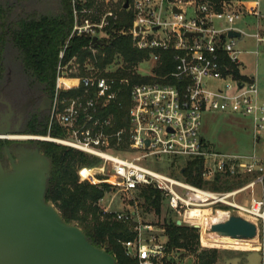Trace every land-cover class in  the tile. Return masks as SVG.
I'll list each match as a JSON object with an SVG mask.
<instances>
[{
	"label": "built area",
	"instance_id": "obj_1",
	"mask_svg": "<svg viewBox=\"0 0 264 264\" xmlns=\"http://www.w3.org/2000/svg\"><path fill=\"white\" fill-rule=\"evenodd\" d=\"M166 2L169 15L168 9H164ZM70 6L72 30L59 53L48 124L50 131L57 123L66 136L57 138L48 133L22 137L52 141L101 160L106 167L102 175L88 176L87 167L80 168L78 175L81 181L93 184L107 182L129 199V210L115 212L114 218L132 225L134 236L122 245L125 254L138 264H157L167 256L165 227L143 220L135 200L144 187L160 191L168 208L182 218V224L198 225L200 230L205 225L211 230L210 221L202 224L195 216L204 210H210L211 214L222 212L226 220L235 215L253 222L258 240L264 234V99L255 77L242 78L230 69L229 65H235L239 70L242 51L237 49L238 38L228 33L237 31L242 36L244 31L235 24L247 15L261 17L260 0H70ZM189 10L192 16H187ZM124 12L131 16L132 23L127 28H117ZM115 34L131 36L133 46L139 50H173L175 62L174 69L159 81L132 86L129 125L118 130L113 129L112 115L101 113L121 93L116 80L73 75L67 72L72 60L63 63L71 38L88 37L94 51L93 38L102 42ZM253 37L264 42V34L256 33ZM159 58L160 54H151L150 60L156 66ZM239 74L242 76L240 70ZM119 83L128 82L121 79ZM81 86L82 94L60 97L61 91ZM208 110L249 116L251 152L223 153L209 149L200 133L202 114ZM132 152L135 153L131 158L125 157ZM167 155L201 159V177L206 182L220 176L241 185L213 191L142 164L148 157ZM104 175L107 176L100 179ZM245 192H249L247 199ZM103 201L104 198L98 202L100 208ZM102 210L110 212L109 207Z\"/></svg>",
	"mask_w": 264,
	"mask_h": 264
},
{
	"label": "trees",
	"instance_id": "obj_2",
	"mask_svg": "<svg viewBox=\"0 0 264 264\" xmlns=\"http://www.w3.org/2000/svg\"><path fill=\"white\" fill-rule=\"evenodd\" d=\"M54 2V3H53ZM52 10L45 23L36 25V18H24L20 26L18 40L21 41L24 69L31 76L34 84L48 90L52 97L55 95L59 53L66 44L73 24L70 0H53ZM9 3V2H8ZM15 7V2L11 3ZM21 5V3H18ZM4 6L7 7V4ZM15 11V9L13 10ZM33 21V22H32ZM32 22V24H31ZM131 16L123 13V19L117 28L129 27ZM151 54H160L159 61L153 69L156 75H141L137 68L151 58ZM173 50L159 52L158 50H139L133 46L132 38L128 35H112L102 40L93 50L90 49L88 37H73L65 50L63 63L72 59L78 64L79 76L94 75L114 78L121 93L115 103L101 110L103 115H112L114 130L127 128L128 111L131 107V88L135 84L159 81L174 69ZM122 61L121 68L113 72L107 68L115 61ZM230 69L242 78L235 65ZM75 75V74H73ZM126 79L127 84H120ZM83 93V87L76 90L61 91V98L75 97ZM93 95V94H92ZM49 116L44 123L38 124L36 119L30 120L24 132L63 138L66 131L57 123L51 130L48 128ZM32 147H38L51 161V176L47 182L46 199L59 210L63 219L68 223L78 225L86 234L89 241L96 247L104 248L115 258V264H138L136 259L125 254L122 242L133 238L134 233L130 223L117 221L114 213L103 212L98 202L110 192L113 187L107 182L93 184L88 180H80L78 170L83 167L91 168L101 160L98 157L85 154L76 149L53 142H27ZM3 143L0 140V150ZM176 166V167H175ZM175 169L171 174L198 187L209 188L213 191L230 190L239 183L226 177L217 176L215 180L206 182L201 177L203 161L199 158H186L184 163L171 164ZM100 179H103L100 177ZM141 203L144 212L153 210L158 215L164 203L160 191L152 187L141 188L135 197ZM132 203V202H131ZM168 213H173L168 208ZM163 226L167 237V256L157 264H176L169 254L174 250H184L195 257V264H217L220 252L216 248H202L200 244V229L186 224H177V220L169 214L164 218Z\"/></svg>",
	"mask_w": 264,
	"mask_h": 264
},
{
	"label": "water",
	"instance_id": "obj_3",
	"mask_svg": "<svg viewBox=\"0 0 264 264\" xmlns=\"http://www.w3.org/2000/svg\"><path fill=\"white\" fill-rule=\"evenodd\" d=\"M228 35L241 36L237 31ZM91 43L96 47L101 41L93 38ZM12 137L10 130L0 129L2 153L8 159L5 167L0 162V264H115L112 255L94 246L82 228L66 222L47 201L50 159L23 142L12 150L7 145ZM211 231L246 240L257 236L253 222L235 215L212 224Z\"/></svg>",
	"mask_w": 264,
	"mask_h": 264
},
{
	"label": "rangeland",
	"instance_id": "obj_4",
	"mask_svg": "<svg viewBox=\"0 0 264 264\" xmlns=\"http://www.w3.org/2000/svg\"><path fill=\"white\" fill-rule=\"evenodd\" d=\"M8 2H15V12H40L50 14V11L52 10L51 6L53 0H0V3ZM18 3H21V5H19ZM165 8L168 9L169 15V3H165L164 9ZM260 12L261 17L256 18L244 16L241 21L235 24V26L241 28L244 31L242 36L237 39V49L242 51L239 55V60L241 61V64L239 65L240 73L245 76L255 77L257 79L261 95H264V42H257L256 38L253 37V34L256 33H260L262 35L264 34V0H260ZM187 16H192L191 10H189ZM218 25H221V23H219ZM72 62L73 63L69 64L67 72H71L73 74L79 73V69L76 68V61L72 59ZM121 66L122 61L120 59H117L114 65L107 68V71L113 72L118 68H121ZM154 67V62L152 60H149L140 64L137 68V71L141 75L151 76L154 74ZM200 133L205 139V142L208 145L209 149H213L218 152L247 154L251 152L253 147L252 121L251 118L247 115L234 113H220L211 110L205 111L202 114ZM31 135L46 136L47 134L42 135L27 133L21 136ZM20 141L29 142L33 140H26L25 138H22ZM34 141L52 142L45 140ZM134 153L135 152H132V154H129L125 157L131 158ZM185 159L186 158L184 157H173L168 155L161 157L153 156L143 160L142 164L157 171H161L164 173H172L175 170L171 167L173 161L184 163ZM105 169L106 167L100 161L95 166L89 168L86 171V174L90 177L91 174L102 175L105 172ZM106 176L107 175H104L101 178H104ZM233 182L239 183V185L237 184L232 189L237 188L241 185L240 182L236 180H233ZM259 195L260 190L259 187H257L256 196L259 197ZM248 196L249 192H245V199H247ZM105 207H109V211L111 213L126 212L131 207V204L129 202V199L125 195L118 192L117 189H112L105 195L104 201L101 203V209ZM138 207L142 219L157 226H163L164 218L168 214L177 221L182 219L174 212L168 213L169 210L166 202L162 204L161 213L159 215L153 210H150L147 213L144 212V207L141 206V203L138 204ZM214 215L217 216V214ZM203 227L204 228L200 230L201 247L216 248L219 250L220 259L217 264H264V234L261 235L260 238L257 240L259 245H261V250L259 248L257 250H254L252 247L242 249L238 246L230 247V245L225 242H213L211 244L207 243L205 240H203L205 236L204 233L206 232L209 234L212 231L208 230L205 225H203ZM169 258H171L176 264H195V257L186 253L184 250H174L169 254Z\"/></svg>",
	"mask_w": 264,
	"mask_h": 264
},
{
	"label": "flooded vegetation",
	"instance_id": "obj_5",
	"mask_svg": "<svg viewBox=\"0 0 264 264\" xmlns=\"http://www.w3.org/2000/svg\"><path fill=\"white\" fill-rule=\"evenodd\" d=\"M14 9L11 3H0V129L15 134L7 142L12 150L22 143L21 135L27 134L25 125L34 118L38 124L44 123L52 106L50 92L37 87L25 71L21 41L18 40L25 17L36 18V25H39L45 23L41 19L49 14L15 12ZM3 147L4 144L0 150V162L5 167L8 159L3 156Z\"/></svg>",
	"mask_w": 264,
	"mask_h": 264
},
{
	"label": "bare ground",
	"instance_id": "obj_6",
	"mask_svg": "<svg viewBox=\"0 0 264 264\" xmlns=\"http://www.w3.org/2000/svg\"><path fill=\"white\" fill-rule=\"evenodd\" d=\"M71 83H75V81H72ZM22 138L26 139L27 137H22ZM217 216H219V217H217ZM217 216L214 214H211L210 210H204V211H201L200 213H197L195 218L198 220V222H200L202 224H204V222H208V221H210V224H215L218 222H222V221L226 220V218H227L226 214H224L222 212L218 213ZM204 235L205 236H204L203 240H205L209 244H211L213 242H225L227 244H231L233 247L238 246L239 248H242V249L243 248L247 249L248 247H252L254 250H257L260 247L256 238L246 240V239H240V238H233L231 236H224V235L214 233V232H211L209 234L205 232Z\"/></svg>",
	"mask_w": 264,
	"mask_h": 264
},
{
	"label": "crops",
	"instance_id": "obj_7",
	"mask_svg": "<svg viewBox=\"0 0 264 264\" xmlns=\"http://www.w3.org/2000/svg\"><path fill=\"white\" fill-rule=\"evenodd\" d=\"M247 16H249V17H253V15H247ZM247 18V17H246ZM250 77H252V76H250ZM262 98L264 99V95H262Z\"/></svg>",
	"mask_w": 264,
	"mask_h": 264
}]
</instances>
